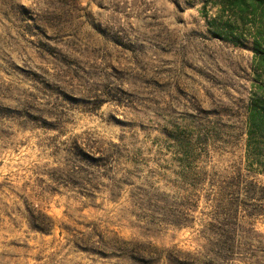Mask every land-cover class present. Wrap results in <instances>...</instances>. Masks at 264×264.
<instances>
[{
  "label": "rangeland",
  "instance_id": "374dc122",
  "mask_svg": "<svg viewBox=\"0 0 264 264\" xmlns=\"http://www.w3.org/2000/svg\"><path fill=\"white\" fill-rule=\"evenodd\" d=\"M229 1L0 0V264H264Z\"/></svg>",
  "mask_w": 264,
  "mask_h": 264
},
{
  "label": "trees",
  "instance_id": "16d2710c",
  "mask_svg": "<svg viewBox=\"0 0 264 264\" xmlns=\"http://www.w3.org/2000/svg\"><path fill=\"white\" fill-rule=\"evenodd\" d=\"M243 4L256 3L260 7H264V0H238ZM234 6H237L233 0H230L227 5V9L231 14L234 12ZM242 11H247L245 8ZM251 19H255L256 15L252 12ZM252 22L251 20H245V22L234 27L231 23H224L219 28L213 31L214 36L219 39L226 40L233 45L241 44V38L249 37L251 40L250 50L253 54V64L251 66L252 73L254 74V81L256 83L264 81V36L259 32L252 35H247V24ZM256 25V24H254ZM241 34V35H240ZM254 92L249 96L247 104L246 114V133L248 147L251 148L253 156L259 158V165L263 168L264 172V85H254Z\"/></svg>",
  "mask_w": 264,
  "mask_h": 264
}]
</instances>
